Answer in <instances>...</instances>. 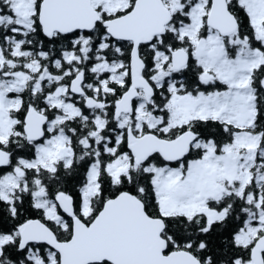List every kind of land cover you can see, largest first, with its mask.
<instances>
[{
    "label": "snow or ice",
    "instance_id": "obj_1",
    "mask_svg": "<svg viewBox=\"0 0 264 264\" xmlns=\"http://www.w3.org/2000/svg\"><path fill=\"white\" fill-rule=\"evenodd\" d=\"M0 264H264V0H0Z\"/></svg>",
    "mask_w": 264,
    "mask_h": 264
}]
</instances>
